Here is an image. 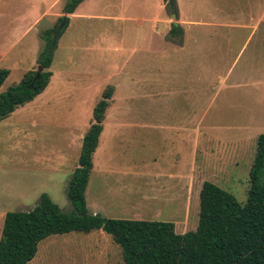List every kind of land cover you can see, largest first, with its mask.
Here are the masks:
<instances>
[{"label":"rangeland","instance_id":"374dc122","mask_svg":"<svg viewBox=\"0 0 264 264\" xmlns=\"http://www.w3.org/2000/svg\"><path fill=\"white\" fill-rule=\"evenodd\" d=\"M47 1L0 0V69L11 71L0 94L38 70L44 33L66 15V0ZM177 6L174 18L164 0H87L68 15L48 88L0 122V240L7 213L33 210L43 194L73 211L70 179L108 89L90 214L170 221L185 234L197 230L204 182L246 202L264 133V0ZM174 23L182 41L170 40ZM172 171L191 183L180 202L162 204L159 185ZM29 264L125 263L97 231L51 236Z\"/></svg>","mask_w":264,"mask_h":264},{"label":"trees","instance_id":"16d2710c","mask_svg":"<svg viewBox=\"0 0 264 264\" xmlns=\"http://www.w3.org/2000/svg\"><path fill=\"white\" fill-rule=\"evenodd\" d=\"M84 1L66 0L64 14H74ZM164 3L172 15L179 17L177 0H164ZM62 21L63 18L60 24ZM69 22L68 19L66 28ZM59 26L43 35L47 47L38 59L43 71L39 73L38 68L27 73L19 84L0 94V122L48 88L57 48L56 44L52 49L53 34ZM183 35L182 26L174 23L170 40L182 41ZM10 74V70L0 69V89ZM112 98L113 90H106L94 108L92 124L85 134L79 165L67 190L73 211L64 212L48 194H43L33 210L7 213L0 240V264L31 263L41 242L51 236L96 231L112 237L125 264H264V133L257 139L246 202H240L218 184L204 182L196 231L179 234L172 222L112 219L89 213L86 192Z\"/></svg>","mask_w":264,"mask_h":264},{"label":"crops","instance_id":"0c3cea01","mask_svg":"<svg viewBox=\"0 0 264 264\" xmlns=\"http://www.w3.org/2000/svg\"><path fill=\"white\" fill-rule=\"evenodd\" d=\"M41 1H46V3H49L47 0H41ZM85 1H87V0H85ZM258 4H259V0H258ZM196 162H197V160H196ZM195 165H197V163H195ZM173 173H174V171L170 172L169 176L166 177L167 179L165 181L163 180L160 183L161 186L159 185V190H158L159 192L158 193L160 195H159L158 199L160 200V203H162V204L180 202L181 197H182V193H184L186 188L188 189V186L191 183L190 181H188L186 183L185 178H183V177L181 178L180 175H178L176 173L173 174ZM195 176H196V174L193 176V178H195ZM175 180H177V181H175ZM157 182H158V180H157ZM179 192H180V195H179ZM139 203L142 204L143 206H146L145 202H143V203L139 202ZM99 209H101V208H99ZM102 213L104 214V211ZM96 214H97V212H95L93 215H96ZM98 214H100V213H98ZM164 222H170V221H164ZM99 232H101V231H99Z\"/></svg>","mask_w":264,"mask_h":264},{"label":"water","instance_id":"95a60500","mask_svg":"<svg viewBox=\"0 0 264 264\" xmlns=\"http://www.w3.org/2000/svg\"><path fill=\"white\" fill-rule=\"evenodd\" d=\"M174 18H177V16L174 15ZM67 20H68V15H65L63 17L62 23L60 24V26L58 27V29L54 32V34H53L52 49H54V47L56 46L61 31L66 28V26H67ZM41 71H43V70L41 68H39V73H41Z\"/></svg>","mask_w":264,"mask_h":264}]
</instances>
